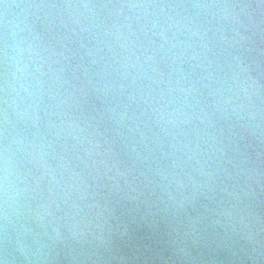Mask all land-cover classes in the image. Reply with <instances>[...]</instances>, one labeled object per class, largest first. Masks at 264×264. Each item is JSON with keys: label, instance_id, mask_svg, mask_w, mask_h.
I'll return each mask as SVG.
<instances>
[{"label": "water", "instance_id": "1", "mask_svg": "<svg viewBox=\"0 0 264 264\" xmlns=\"http://www.w3.org/2000/svg\"><path fill=\"white\" fill-rule=\"evenodd\" d=\"M233 3H242L246 12L191 7ZM41 4L115 7L40 9ZM153 4L188 7H120ZM92 22L111 29L106 37L111 48L82 30ZM8 28L12 211L5 240L3 47ZM236 57L251 71L234 81ZM262 63L264 0H0V264H49L34 258L55 236L54 229L65 242L57 244L55 264H70L62 250L68 243L69 218L79 220L82 215L77 209L99 203L100 207L85 208L95 223L106 201L132 209L135 201L120 199L136 197L132 189L143 190L149 203L164 189L179 199L209 182L210 173H215V199L222 209L248 205L255 211L247 221L251 239L241 240L238 254L223 246L200 245L192 247L191 258H184L180 239L186 225L216 206L203 201L176 218V243L131 249L124 264H261L253 249L264 245V177L239 174L234 144L250 145L247 166L264 173V122L256 136L245 133L242 142L233 141L230 129L239 131L233 128L234 109H243L240 114L248 120L259 108L257 120L264 121ZM107 108L114 110L111 115ZM225 111L229 119L221 118ZM186 118L190 119L182 123ZM48 142L53 146L41 159L32 145ZM78 264L120 262L88 259L85 254Z\"/></svg>", "mask_w": 264, "mask_h": 264}, {"label": "clouds", "instance_id": "2", "mask_svg": "<svg viewBox=\"0 0 264 264\" xmlns=\"http://www.w3.org/2000/svg\"><path fill=\"white\" fill-rule=\"evenodd\" d=\"M115 7L113 5H77V4H67V6L58 7L56 5L41 4L39 5L40 9H76V8H107ZM120 7H159L164 8H185L188 5L184 4H162V5H120ZM193 8H227V9H239L242 12H246L242 3H233V4H194L191 5ZM236 22L240 27H245L244 24L240 23L239 18L234 16ZM250 20V17H249ZM75 23L79 24L80 21L76 20ZM14 28V27H11ZM9 29H6L4 36V82H3V91H4V204H3V234L5 240L8 237V231L11 224L10 213L12 211V198L9 196V120L7 115L8 109V96H9V80H8V65L10 61L9 51L10 45L8 43L9 39ZM83 31L90 32V35L93 39L97 41L98 44L107 46L111 48V43L107 36H111V29L105 28L103 22L96 23L92 22L88 27H84ZM247 30V29H246ZM244 37H241L243 40ZM14 59V58H13ZM237 60V72L232 77L235 81L236 77L240 73H248L251 71L249 64H244L243 60L240 57H236ZM14 75V74H13ZM251 79V77H249ZM252 84L256 89L259 88V85L255 80L252 81ZM15 89L13 88V91ZM97 99H100L97 96ZM103 104L104 101H101ZM219 111V109H216ZM108 113L114 111L113 109L107 108ZM203 111V110H202ZM243 109L237 111L233 110L234 115L236 116L235 124L233 128H238L239 131H234L230 129V135L234 142H242L245 139V133H249L252 136H256L257 131L261 128V123L264 121H258L257 115L261 113V109L257 108L255 113L249 115L248 120H244L240 112ZM204 118L208 117V113H203ZM221 118L229 119L227 111L221 114ZM94 119V117H90ZM190 118H186L181 121L182 123H187ZM203 123V119L201 120ZM169 124H173L175 127L176 124L173 121H167ZM55 128V125L52 126ZM79 129V125H76ZM83 131L84 129H79ZM55 139V137H54ZM260 143H264V133H261ZM52 143H41L39 145H32V147L38 149L41 159L47 154V149L52 148ZM250 145L239 143L234 144L235 151L239 154L240 160L238 172L240 175H245L249 179L253 176L260 178L264 177V173H261L257 170L251 169L247 166L248 157L247 149ZM223 154V153H222ZM228 163H233L229 160ZM225 172L227 170L225 169ZM215 173L209 174V182L203 185H196L194 190L187 196H181L179 199L172 196L167 189L162 191V195H158L155 189H152L153 194L156 195V201L149 203L150 197L144 196V191L135 188L133 191L137 192L136 197H127L121 196L120 199H126L129 201H135V205L132 209H120L114 206L110 201L104 202L102 210L96 215L93 219H89L85 208L100 207L99 203H94L91 205H85L83 208L77 209L78 214L80 215L79 220H76L75 217L69 218L71 223L67 231L69 233L68 243L66 244L63 251V256L66 261H69L70 264H78L87 254L88 259L95 258L99 261L110 262V261H119L120 264H124L127 259L126 253L131 249H144L147 250L151 248L154 243H176L172 239V231H174V224L176 218L179 215H182L190 206H195L197 203L207 201L209 204L215 203L214 208H210L209 215L198 218L196 220H190L188 225H186V231L183 233L180 243L183 244L181 249L184 258L192 257V247L200 245H216L217 247L223 246V248L231 253L232 255H237L240 247L241 240L248 238L251 239V233L248 231L249 224L247 221H250V218L254 214L248 205L239 207L238 205H233L229 210H224L220 207L221 201L215 199L216 192L214 188V180L212 177ZM259 184V179H257ZM247 182H245V187H247ZM225 189H221L224 191ZM143 197V199H141ZM166 197V199L164 198ZM158 202V204H157ZM52 204H55V200H52ZM143 204L145 207L141 210L140 205ZM153 204H157L155 210H153ZM51 216V212L48 213ZM39 225L44 227V221L41 217H36ZM210 228L211 232L207 229ZM219 229V232L217 231ZM55 236L50 239V242L47 245H43L41 248L37 249V255L35 260L37 262L47 261L49 264H55L57 256L60 254L57 251V244H64L65 242L61 239V234L59 229H54ZM222 233V235H221ZM179 238V237H178ZM42 249H46L43 252V255H39ZM254 254L261 259V264H264V245H261L259 249H253ZM27 259V257H26Z\"/></svg>", "mask_w": 264, "mask_h": 264}, {"label": "snow or ice", "instance_id": "3", "mask_svg": "<svg viewBox=\"0 0 264 264\" xmlns=\"http://www.w3.org/2000/svg\"><path fill=\"white\" fill-rule=\"evenodd\" d=\"M261 74L262 76H264V63H262V66H261Z\"/></svg>", "mask_w": 264, "mask_h": 264}]
</instances>
